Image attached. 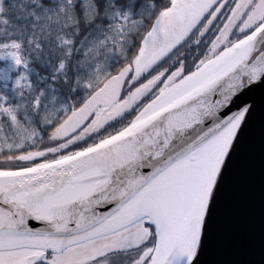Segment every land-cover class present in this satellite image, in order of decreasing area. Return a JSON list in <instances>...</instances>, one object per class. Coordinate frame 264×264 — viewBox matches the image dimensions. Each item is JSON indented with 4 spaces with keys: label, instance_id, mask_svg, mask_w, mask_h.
Returning <instances> with one entry per match:
<instances>
[{
    "label": "water",
    "instance_id": "1",
    "mask_svg": "<svg viewBox=\"0 0 264 264\" xmlns=\"http://www.w3.org/2000/svg\"><path fill=\"white\" fill-rule=\"evenodd\" d=\"M220 1L171 0L132 64L73 109L50 140L81 144L121 118L158 81L121 101L127 80L159 65ZM251 1H237L231 17ZM176 167L183 181L162 179ZM169 192L176 216L164 204ZM162 209L165 228L154 222ZM143 222L157 236L148 264H264V22L162 89L117 134L60 159L0 170V250L61 253L100 238L102 256L143 246L142 224L126 232Z\"/></svg>",
    "mask_w": 264,
    "mask_h": 264
},
{
    "label": "trees",
    "instance_id": "2",
    "mask_svg": "<svg viewBox=\"0 0 264 264\" xmlns=\"http://www.w3.org/2000/svg\"><path fill=\"white\" fill-rule=\"evenodd\" d=\"M170 3L0 0V170L70 154L69 141L50 136L104 81L132 64ZM91 45L97 50L88 51ZM4 71L10 73L5 80ZM139 103L120 119L129 116L132 122L142 110ZM100 133L78 145L96 144Z\"/></svg>",
    "mask_w": 264,
    "mask_h": 264
},
{
    "label": "flooded vegetation",
    "instance_id": "3",
    "mask_svg": "<svg viewBox=\"0 0 264 264\" xmlns=\"http://www.w3.org/2000/svg\"><path fill=\"white\" fill-rule=\"evenodd\" d=\"M222 1L225 0L218 2L207 13L202 22L188 35L187 39L159 65L151 69L141 79L135 78L134 80L132 76L127 80L128 82L122 94L121 101L125 100L134 90L144 84L158 79L157 83L149 89L150 91L146 96L139 100L140 110L143 109L154 98H157L162 89L177 83L185 76L187 77L188 74L194 72L199 66L205 64L215 55L225 51L248 36L250 32L258 28L262 23L261 21L254 29L248 32L238 34L236 29L239 24L238 22H240V17L253 4V1H251L252 4L237 12L234 17H231L233 9L239 0H227L223 10L219 13L220 15L212 24H209L210 19ZM243 10L245 11L242 12ZM131 119L129 116H125L122 119L119 118L107 123L101 130L100 137L102 138H100V141L122 131L131 123L129 122ZM72 145L74 146V150L70 149L69 152L79 151L87 146V144L84 146L78 144ZM145 226V229L149 233L147 241L143 246L139 247L141 255L137 247L131 250L109 252L101 256L100 238H98L97 240L90 241V243L84 242L73 245L61 253L38 250L36 248L0 250V264H148L156 247L157 236L153 226H150L148 223ZM86 244H89V246H86ZM142 249H144L143 252ZM67 251L72 255L66 254V257H61ZM73 252H77V254H73ZM147 254L149 255L143 259V256Z\"/></svg>",
    "mask_w": 264,
    "mask_h": 264
},
{
    "label": "rangeland",
    "instance_id": "4",
    "mask_svg": "<svg viewBox=\"0 0 264 264\" xmlns=\"http://www.w3.org/2000/svg\"><path fill=\"white\" fill-rule=\"evenodd\" d=\"M263 19H264V0H254L253 1V4L240 17V22H238L239 24L237 26L236 31H237L238 34L239 33L248 32L249 30L254 29L257 26V24H259L261 21H263ZM94 50H97V48L95 47V45H91V46L88 47V51L91 52V51H94ZM178 171H179V167H176L174 169H171V171L170 170L165 171L162 174V179L168 180V178L174 177V179L176 181L181 182V181H183V178L180 175H178ZM166 194H167V198L165 199V203L164 204L170 210V213H172V214H174L176 216L175 210H174V208H175V204L174 203H176V201H175L174 197L172 196V193L171 192L166 193ZM155 214L156 213H154L152 215L154 217H156ZM164 214H166V212L162 209V213L160 215L159 222L155 218L156 221H154V222L157 224L156 225L157 227L161 226V228H165L163 225L165 224V222L167 221V219H166V217H165ZM142 225L144 227H146L144 222L142 223ZM138 226H140V225L132 226L130 229L126 230V232L127 231L135 230ZM86 246H89V244H86ZM137 249H138L139 254L141 255L140 248L138 247ZM144 249H142V252H143ZM66 254L67 255H72V254H69V252L67 251V252L63 253L61 255V257H66ZM73 254H77V252H73Z\"/></svg>",
    "mask_w": 264,
    "mask_h": 264
}]
</instances>
